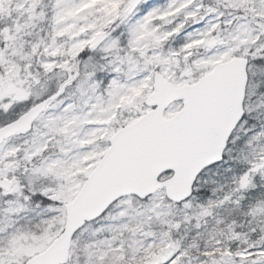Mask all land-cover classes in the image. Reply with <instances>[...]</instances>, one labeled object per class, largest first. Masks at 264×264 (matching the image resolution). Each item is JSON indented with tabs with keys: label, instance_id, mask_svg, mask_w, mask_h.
Here are the masks:
<instances>
[{
	"label": "snow or ice",
	"instance_id": "snow-or-ice-1",
	"mask_svg": "<svg viewBox=\"0 0 264 264\" xmlns=\"http://www.w3.org/2000/svg\"><path fill=\"white\" fill-rule=\"evenodd\" d=\"M0 264H264V0H0Z\"/></svg>",
	"mask_w": 264,
	"mask_h": 264
}]
</instances>
